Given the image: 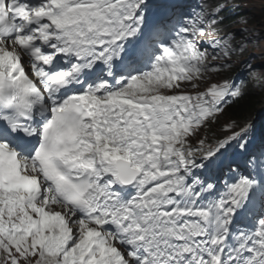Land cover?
<instances>
[{"label": "snow or ice", "instance_id": "6c2138e0", "mask_svg": "<svg viewBox=\"0 0 264 264\" xmlns=\"http://www.w3.org/2000/svg\"><path fill=\"white\" fill-rule=\"evenodd\" d=\"M197 7L0 0V264H264V131L198 136L258 33Z\"/></svg>", "mask_w": 264, "mask_h": 264}, {"label": "rangeland", "instance_id": "374dc122", "mask_svg": "<svg viewBox=\"0 0 264 264\" xmlns=\"http://www.w3.org/2000/svg\"><path fill=\"white\" fill-rule=\"evenodd\" d=\"M242 10L246 15L250 16L243 17L248 20L247 24L240 23L234 31L239 32L242 28L255 29L258 36H255L257 40L256 45L249 49L242 56L233 57V64L243 62L254 64L257 67V72L260 77H264V0H240ZM251 35V34H250ZM252 36V35H251ZM259 92L264 96V81Z\"/></svg>", "mask_w": 264, "mask_h": 264}, {"label": "trees", "instance_id": "16d2710c", "mask_svg": "<svg viewBox=\"0 0 264 264\" xmlns=\"http://www.w3.org/2000/svg\"><path fill=\"white\" fill-rule=\"evenodd\" d=\"M225 22L236 23V19L232 18L231 15L227 14L224 16ZM240 66V65H239ZM234 67L228 71V75L233 76L238 68ZM228 75H225L228 77ZM264 107V96L252 86L246 90V94L243 98L236 100L227 106L223 120L229 122H235L237 125H242L245 121L254 119L261 109ZM220 125V122H217L215 126Z\"/></svg>", "mask_w": 264, "mask_h": 264}]
</instances>
